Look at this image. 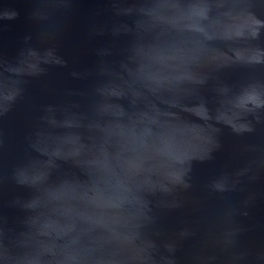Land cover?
Instances as JSON below:
<instances>
[{
  "label": "water",
  "instance_id": "95a60500",
  "mask_svg": "<svg viewBox=\"0 0 264 264\" xmlns=\"http://www.w3.org/2000/svg\"><path fill=\"white\" fill-rule=\"evenodd\" d=\"M0 264H264V0H0Z\"/></svg>",
  "mask_w": 264,
  "mask_h": 264
}]
</instances>
